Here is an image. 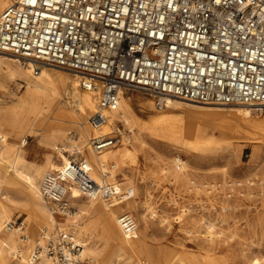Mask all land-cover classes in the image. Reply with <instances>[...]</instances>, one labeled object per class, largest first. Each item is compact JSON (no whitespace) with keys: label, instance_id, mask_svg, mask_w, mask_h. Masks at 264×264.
Listing matches in <instances>:
<instances>
[{"label":"built area","instance_id":"2783aa9c","mask_svg":"<svg viewBox=\"0 0 264 264\" xmlns=\"http://www.w3.org/2000/svg\"><path fill=\"white\" fill-rule=\"evenodd\" d=\"M0 52L80 74L81 88L98 89L96 127L115 110L119 92H144L157 107L165 98L201 104H244L264 117V0H16L0 12ZM126 92V93H127ZM118 129L91 136L95 152L118 142ZM0 133V145L3 142ZM59 169L44 173L39 192L56 215L70 212V185L84 197L107 203L133 195L103 174L97 181L75 151ZM118 226L133 237L137 223L119 213ZM15 218L5 229L20 228ZM59 231L36 243L31 258L47 255L53 264H81V247ZM42 239V240H43ZM58 242V241H57Z\"/></svg>","mask_w":264,"mask_h":264},{"label":"bare ground","instance_id":"6f19581e","mask_svg":"<svg viewBox=\"0 0 264 264\" xmlns=\"http://www.w3.org/2000/svg\"><path fill=\"white\" fill-rule=\"evenodd\" d=\"M15 1L0 0V12L6 5ZM0 58L18 63L21 69L34 79V83L27 86L21 98L0 106V133L4 138L0 145V264H53V259L46 255H41L35 260L31 258L34 243H41L44 236L52 235L57 224L54 214L49 210L39 192V182L45 172L59 169L67 163L69 156L63 153L67 150L66 146L77 145L78 152H82L78 145L86 144L91 136L110 134L117 124L121 123L124 128L118 129L120 138L114 146L95 152L88 144L83 154L91 166V173L95 180H101L102 175L108 173L107 180L114 187L123 188L125 181H118L116 173L111 169L115 167L123 169L137 164L138 154L143 149V140L139 135L142 131H148L167 141L182 142L189 139L192 142L197 139L195 133L187 130L180 132L177 127L180 124V117L170 118L164 115L168 111L151 114L148 119L141 120L134 108L141 106L152 108L154 105L149 98L150 95L141 92L138 98H133L126 94L127 90L119 92L115 110L104 112L106 120L93 127L87 122V118L96 110L99 90L81 89V81L85 78H82L80 74L73 71L72 73L63 72L44 64L40 65L36 73H33L34 63L30 59L6 52H0ZM164 106L185 108L202 116L211 115L214 117V124L224 135L243 126L251 133L264 138V117L255 114L249 105L231 104L224 108L165 98ZM195 119L190 118L187 125L193 124ZM4 125L12 129L16 137L21 136L23 131L27 132V136H38V143L48 151L56 149L57 155L53 156L48 152L40 163L27 161L20 145L7 141V134L1 129ZM70 132H74V138L68 135ZM157 158L159 157L153 158L156 163ZM171 160L172 168L165 165L160 167L162 172H168L170 180L173 179L177 183L188 182L196 189L203 187L206 191L213 186L209 182H194L190 178L188 164L184 160L177 156ZM128 183L127 187L132 189L133 195L126 200H114L112 203H107L100 197H84L75 185H70L69 201L76 207V212L73 214L67 212L63 216V224L71 225L70 228L74 234L71 239L81 247L78 250L79 258L86 254L97 257L102 249L96 245V242L103 239L111 245V250L115 254L116 261L112 264H160L150 257L143 240L145 236L147 237V231L158 215L149 203H138L134 184L132 181ZM258 183H262V180ZM83 197L86 202L82 200ZM173 205H176L175 200ZM17 207H21L26 213L22 220V225L25 226L6 230L5 224L9 222L8 217ZM122 212L136 213L138 216L137 230L133 237L123 235L118 226L117 216ZM158 217L161 225L169 229L166 216ZM78 219H83L84 222L77 223ZM199 219L203 228L198 233L209 244L224 236L220 228V220L213 222L205 219L202 214ZM216 224L217 231L214 230ZM186 232L191 233V229H187ZM241 237V232L236 228L231 229L226 235V238L230 240H239ZM175 250L163 249L159 250L158 254L166 260V264L175 261L177 264H228V258L224 255L218 258L206 252L200 256H187L180 255ZM233 252L234 257L245 258L248 264H264V254L260 257L248 258L241 251ZM11 255L18 256L14 257L16 258L14 263L9 261ZM122 255L124 258L120 259ZM141 256L144 257L143 260H140Z\"/></svg>","mask_w":264,"mask_h":264},{"label":"rangeland","instance_id":"374dc122","mask_svg":"<svg viewBox=\"0 0 264 264\" xmlns=\"http://www.w3.org/2000/svg\"><path fill=\"white\" fill-rule=\"evenodd\" d=\"M50 67L72 73L70 70L56 66ZM33 83L32 76L26 74L18 63L0 58V106L17 101L25 94L27 86ZM139 93L141 92H127L126 94L138 98ZM149 98L154 105L152 108L147 106L134 108L141 120L148 119L151 114L168 111L164 115L170 118L180 117V124L177 126L180 132L187 130L197 136V139L192 142L189 139L182 142L179 140L167 141L164 138L156 137L153 133L142 131L139 135L143 140V149L138 154L137 164L123 169L117 167L111 169L116 173L118 181H125L123 188L128 186V181L133 182L139 204L147 202L158 216H166V224H169V229H165L164 225H161L157 216L158 219H154L148 233L146 232L147 237L145 236L143 239L150 257L160 264H166V260L158 254V251L163 249H176L175 251L180 255L187 256H200L206 252L218 258L224 255L228 258V264H248L247 259L234 257L232 251H234L233 253L241 251L248 258L251 256L260 257L264 254V138L251 133L243 126L224 135L214 124V117L211 115L194 114L185 108L157 107L154 103L155 99L152 96ZM197 104L224 108L229 106ZM192 117L196 118L195 122L187 125L188 120ZM123 128L124 126L118 123L113 131L115 129L123 130ZM1 129L6 132L8 142L20 145L27 161L40 163L48 152L53 156L57 155L56 149L48 151L41 146L38 143V136H27V132L23 131L21 136L16 137L15 132L8 126L4 125ZM73 134L74 132L68 133L71 137ZM87 145L88 140L86 144L78 145L83 156ZM65 148L67 150L63 151L64 155L78 151L77 145ZM174 156L188 164L190 178L194 182L212 183L213 186L209 191L203 187L196 189L193 184L188 182L177 183L173 179L170 180L168 172H162L160 167L165 165L172 168L171 159ZM154 157H159L157 163L154 162ZM107 167L109 168L108 165ZM260 180L262 183L259 184ZM82 200L86 202L84 197ZM174 200L175 206L173 205ZM71 206L70 214H73L76 212V207L72 204ZM25 214L21 207H17L8 219L9 221L15 218L23 220ZM131 214L137 223V214ZM200 214L213 222L220 220V228L224 236L213 240L211 244L202 238L198 233L203 228L199 222ZM54 216L57 224L50 240L58 244L60 241L57 235L60 230L70 237L74 234L70 228L71 225L63 224L64 215L54 214ZM76 222L83 223L84 221L78 219ZM217 227L216 224L215 231H217ZM233 228L241 232V239L226 238L227 233ZM187 229H191V233H187ZM48 240H41V244L45 245ZM96 245L102 251L97 257L90 254L84 255L81 258V264H112L116 261L115 254L108 242L100 239ZM231 248H233L232 251ZM14 257L18 256L11 255L9 261L14 263L16 261ZM123 258L124 255L120 259ZM143 259L144 257L141 256L140 260ZM171 264H177V261Z\"/></svg>","mask_w":264,"mask_h":264}]
</instances>
